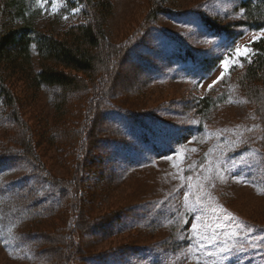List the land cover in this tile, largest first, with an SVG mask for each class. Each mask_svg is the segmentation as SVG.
<instances>
[{"label": "rangeland", "instance_id": "rangeland-1", "mask_svg": "<svg viewBox=\"0 0 264 264\" xmlns=\"http://www.w3.org/2000/svg\"><path fill=\"white\" fill-rule=\"evenodd\" d=\"M107 1L106 39L122 55H114L107 75L79 194L80 220L101 221L104 230L95 237L76 231L66 240L69 206L35 228L46 230L59 252L62 242L66 252L77 245L74 264H264L262 126L237 84L249 43L264 29L239 24L243 0H162L164 11L145 22L147 0ZM29 8L37 10V28L50 35L84 17L79 0H31ZM6 80L39 157L54 175L69 178L74 127L65 125L71 133L47 140L54 116L48 97ZM224 94L209 114L198 113L199 98ZM87 97L68 102L67 111L81 113ZM2 110L0 103L4 121ZM10 127L0 123V144L15 137L18 129ZM26 170L22 161L6 167L0 190ZM50 195V186L36 183L5 195L0 264L43 263L13 210L40 206Z\"/></svg>", "mask_w": 264, "mask_h": 264}, {"label": "trees", "instance_id": "trees-1", "mask_svg": "<svg viewBox=\"0 0 264 264\" xmlns=\"http://www.w3.org/2000/svg\"><path fill=\"white\" fill-rule=\"evenodd\" d=\"M30 1L0 0V103L4 109L2 113H5L4 121L0 120V123L3 128L11 126L18 129L13 140H7L8 144H0V174L18 161L24 162L27 168L23 176L4 185L2 191L6 192L1 193L0 190V202L6 194L12 197L15 192H21L35 183L50 186L51 195L43 201L42 206L26 204L15 208V221L23 224L22 237L34 245V253L43 259L42 264H52L59 253L61 256L55 264L61 259L62 264H74V259L80 254L77 245L73 244L72 248L69 246L70 250L66 252L62 242L59 252L56 245L52 244L50 234L42 227L35 228V225L69 206L72 218L66 223V240L76 231L83 234L90 231V237H95L93 232L104 230L101 221L85 223L80 220L79 194L85 173L90 169V160H87L90 138L94 137L97 120H102L99 108L108 85L107 75H110V68L116 61L114 55L121 58L122 53L106 39L104 24L112 10L107 0H79L83 5V21L65 27L57 35L37 28V10L29 8ZM147 1L149 7L144 22L155 20L164 11L162 0ZM241 7L240 25L254 30L264 29V0H243ZM205 23L211 28L209 21L205 20ZM102 46H105L104 50ZM249 46L250 55L244 62L237 84L260 120L261 149L264 152V34L251 41ZM9 78L26 84L34 92L41 91L48 97L54 116L47 140L71 133L66 131L65 125L74 127L78 140L69 178L54 175L39 157L38 144L20 112V100L8 85L6 79ZM84 93L88 97L83 111L78 113L75 109L74 112H68L66 104L79 100ZM78 100L75 102L77 105ZM223 101L225 94L219 97L203 96L197 101L198 113L206 116Z\"/></svg>", "mask_w": 264, "mask_h": 264}, {"label": "snow or ice", "instance_id": "snow-or-ice-1", "mask_svg": "<svg viewBox=\"0 0 264 264\" xmlns=\"http://www.w3.org/2000/svg\"><path fill=\"white\" fill-rule=\"evenodd\" d=\"M237 51L239 52V50H237ZM240 54H242V55H243V54H245V53H240ZM193 227L195 228L196 226H195V225H193ZM227 250H228V249H226V248H221V249H220V251H221V252H224V251H227Z\"/></svg>", "mask_w": 264, "mask_h": 264}]
</instances>
